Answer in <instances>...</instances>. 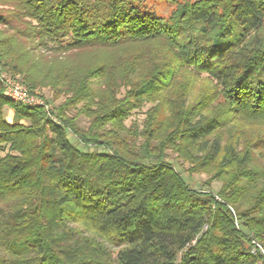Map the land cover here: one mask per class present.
Segmentation results:
<instances>
[{
    "label": "trees",
    "instance_id": "trees-1",
    "mask_svg": "<svg viewBox=\"0 0 264 264\" xmlns=\"http://www.w3.org/2000/svg\"><path fill=\"white\" fill-rule=\"evenodd\" d=\"M166 1L0 0V264H264V0Z\"/></svg>",
    "mask_w": 264,
    "mask_h": 264
},
{
    "label": "rangeland",
    "instance_id": "rangeland-1",
    "mask_svg": "<svg viewBox=\"0 0 264 264\" xmlns=\"http://www.w3.org/2000/svg\"><path fill=\"white\" fill-rule=\"evenodd\" d=\"M191 1H195V0H191ZM148 5L152 7V9H154L160 16H162L163 18H167L170 13L173 11V7L172 5L170 6L169 3L166 0H148ZM2 27H0L1 29ZM42 61L47 64L48 60L47 59H43ZM41 65V64H40ZM203 76V75H202ZM206 83H210L209 80L206 79V76H203L200 81L196 84L195 88L192 91L191 94V98H195L199 92V90H201L202 88H205L204 86L206 85ZM37 93H39L51 106L52 108L58 106L59 104H61L64 99L61 98L59 100H55L54 99V95L52 90L49 88H42V89H37L36 90ZM150 108V105H146L141 111L136 112L131 119L128 121L127 126H131L132 122L136 121L139 124H142L143 121L145 120V113L148 111V109ZM8 111H5V117H6V113ZM23 124H26V122H21ZM80 125L84 128H88V121L85 118H81L80 119ZM6 154V150L0 151V156H4ZM169 160L171 162H173L176 166V168L178 169V171L182 174L183 178L186 180L187 183L191 184V186L194 189L197 190H202V189H208L210 191H212L213 193H217L222 184L219 182H214L210 188H206L204 186L205 183H207V180L209 179V176L204 173H195L193 175H189L187 173V169L189 168V165L187 164H183L182 161H179L177 159V156L170 153L169 154ZM85 235H90V233H88L87 231H84Z\"/></svg>",
    "mask_w": 264,
    "mask_h": 264
},
{
    "label": "built area",
    "instance_id": "built-area-1",
    "mask_svg": "<svg viewBox=\"0 0 264 264\" xmlns=\"http://www.w3.org/2000/svg\"><path fill=\"white\" fill-rule=\"evenodd\" d=\"M0 94L9 100L22 104L26 107H39L45 109L50 115L52 106L37 91L30 90L21 80L11 76L2 68L0 60ZM261 252L264 250L261 248Z\"/></svg>",
    "mask_w": 264,
    "mask_h": 264
},
{
    "label": "crops",
    "instance_id": "crops-1",
    "mask_svg": "<svg viewBox=\"0 0 264 264\" xmlns=\"http://www.w3.org/2000/svg\"><path fill=\"white\" fill-rule=\"evenodd\" d=\"M7 113H6V120L9 124H13L14 122V112L12 110H9L7 108Z\"/></svg>",
    "mask_w": 264,
    "mask_h": 264
}]
</instances>
